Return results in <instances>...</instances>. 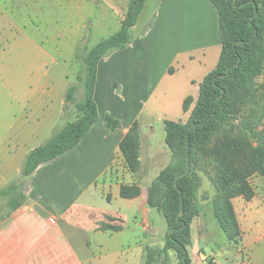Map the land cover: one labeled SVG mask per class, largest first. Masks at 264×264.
I'll return each mask as SVG.
<instances>
[{
	"label": "crops",
	"instance_id": "0c3cea01",
	"mask_svg": "<svg viewBox=\"0 0 264 264\" xmlns=\"http://www.w3.org/2000/svg\"><path fill=\"white\" fill-rule=\"evenodd\" d=\"M148 1L131 30L130 43L98 64L96 123L75 148L41 164L25 178L21 171L27 155L73 121L71 118H77L73 106L67 114L63 107L66 90L79 72L70 76L60 71L56 77L59 63L50 58L49 64H36L43 73L26 79L36 83L32 91L6 94L7 104L0 109V191L22 178L20 191L25 200L0 218V264H133L130 253L134 248L124 249L127 233L141 227L143 241L156 242L158 211L148 205L147 194L152 181L171 161L165 122L186 121L184 100L197 99L200 82L215 68L221 47L218 17L208 0H153V9H147ZM65 2L70 8L75 0ZM77 2L79 13L86 15V1ZM10 3L0 0V30L11 28ZM35 5L37 0L27 5L30 14L27 11L23 19L46 17ZM68 29L74 50L83 38L85 21L81 18L79 26L69 24ZM65 36L58 22L51 40H59L57 50H63L61 38L65 40ZM5 49L2 45L1 50ZM79 95L82 90L80 93L78 87L76 101ZM106 116L116 119L119 127L107 128ZM134 124L139 141L137 173L129 171L120 150ZM255 181L250 183L254 192L250 200L237 197L232 201L241 236L235 259L226 257L228 263L264 264V177L258 175ZM123 186L138 188L139 195L123 198ZM125 211L132 213V223L125 224ZM109 224L118 229L102 228ZM136 248L140 261L145 247Z\"/></svg>",
	"mask_w": 264,
	"mask_h": 264
},
{
	"label": "trees",
	"instance_id": "16d2710c",
	"mask_svg": "<svg viewBox=\"0 0 264 264\" xmlns=\"http://www.w3.org/2000/svg\"><path fill=\"white\" fill-rule=\"evenodd\" d=\"M208 1L218 17L220 56L215 68L200 82L197 99L190 96L184 100L183 111L188 113L186 121L165 122V143L171 151V161L152 181L147 194L148 205L165 220V241L158 250L143 249L144 264H167L170 251L176 254L178 264H191L188 253L190 226L200 213V207L195 203L197 179L191 166L195 152L202 151L212 157L210 161L214 163L218 191L212 212L230 244L238 246L241 236L230 199L250 200L254 192L249 179L254 175L264 177V147L253 145L259 133L264 135V0ZM146 2L129 0L116 33L90 49L78 48L76 57L82 64L77 75L79 85H71L66 90L63 107L67 114L73 106L77 118L27 155L22 177L30 176L41 164L75 148L96 123L98 111L94 89L98 64L109 53L124 49L130 43L131 30ZM259 77H263L260 84L256 81ZM78 86L82 90L80 101L75 100ZM249 102L257 108L256 121L262 123L263 129L256 132L244 121L241 125L247 135L228 136L225 128L239 118L242 107ZM105 124L111 130L119 127V122L111 116L105 117ZM220 135L224 137L219 139ZM120 150L129 171L137 173L140 165L137 124L129 129L120 143ZM188 161L190 169L186 173ZM177 176H180L178 180ZM138 195L136 187H121L123 198ZM3 197H12L11 210L17 209L25 200L16 183L0 191V198ZM102 228L118 229L110 225Z\"/></svg>",
	"mask_w": 264,
	"mask_h": 264
},
{
	"label": "rangeland",
	"instance_id": "374dc122",
	"mask_svg": "<svg viewBox=\"0 0 264 264\" xmlns=\"http://www.w3.org/2000/svg\"><path fill=\"white\" fill-rule=\"evenodd\" d=\"M77 1L80 0H75L69 8L65 0H37V5L35 6L43 10L46 17L39 19V16L36 19L27 20L26 18L23 19L22 16H26L27 11L30 14L27 5L33 2V0H11L10 6L7 8V15L12 18L9 21L12 23L11 28L4 27L0 30V32L4 30L3 34L0 35V78L3 80L0 82V109H3V106L7 104L5 97L9 92L19 95L21 92H30L35 88L36 83L26 79L43 73V69L40 70L38 65L36 67V64L42 61H46L49 64L50 58L57 60L59 64L55 67L56 77H60L61 72H67L70 76L80 72L82 64L76 57L78 48L82 49L81 46H85L90 49L101 40L116 33L119 30L120 20L129 2V0H83L86 1L87 7V14L84 15L83 11L82 14L79 13L77 8L79 2ZM153 2V0L148 1L147 9L155 8ZM76 13H79V15ZM81 18L85 21L86 29L81 30L83 38L77 48L71 50L72 35L68 34V27L69 24L79 26ZM58 22L62 31L66 33L65 40L61 38L62 46H64L63 50H57L55 47L56 44L60 45L58 39H55L54 42L51 41L55 35ZM38 42L40 46L36 48L35 46ZM2 45L6 48L5 50H1ZM52 68L53 66L50 65L49 71H52ZM256 81L258 84L262 83L263 77L257 78ZM72 82L74 83L73 85H79L77 80L76 82ZM78 87L81 93V88L80 86ZM80 100H82V96ZM256 111L257 108L252 102L244 105L238 116L239 118L232 121L225 128L226 134L232 137L247 135V132L241 125L244 121L248 122L254 131L260 132L263 129V125L262 123H257ZM74 119L71 118V120ZM58 129L60 128H57L55 131H58ZM223 137L224 135H220L219 139ZM215 144L219 145L218 143ZM253 145L256 146V142ZM211 158L202 151L195 152L191 165L197 179L195 203L200 207L202 213L198 218L193 220L190 226L191 246L188 247L189 258L191 264H213L214 259L217 261L216 264H237L236 260L234 262H227L226 257L235 259L236 246L227 241L213 214H211L213 200L218 197L217 185L215 183L216 172L214 163L210 161ZM257 177L258 175L253 176L249 179V182L252 185L253 183L255 184ZM14 183L17 184L18 191H20L22 178L15 179L12 184ZM11 198H0V215L11 208ZM230 201L232 204L233 199H230ZM125 213V224L132 223L134 221L132 213L130 211H125ZM155 214L154 228L157 239L154 244L143 241V229L141 227L134 233H127L128 237L124 241V249L127 252L128 247L134 248L133 253H130L134 257V260L132 258L133 264H144L143 254L140 261L137 260L136 245H141L145 248L149 245L157 250L163 247L166 224L162 214L158 212ZM140 217L135 222L136 225L139 224ZM109 221L112 220L109 219ZM109 221L105 223H109ZM112 226L118 227L117 225ZM167 264H178V259L174 252H168Z\"/></svg>",
	"mask_w": 264,
	"mask_h": 264
},
{
	"label": "water",
	"instance_id": "95a60500",
	"mask_svg": "<svg viewBox=\"0 0 264 264\" xmlns=\"http://www.w3.org/2000/svg\"><path fill=\"white\" fill-rule=\"evenodd\" d=\"M255 142H256V144L261 145L262 147H264V135L262 133H259L257 135V137H256ZM189 169H190V165H189V161H188L186 173L189 172ZM179 177L180 176H177L176 180H178Z\"/></svg>",
	"mask_w": 264,
	"mask_h": 264
},
{
	"label": "built area",
	"instance_id": "2783aa9c",
	"mask_svg": "<svg viewBox=\"0 0 264 264\" xmlns=\"http://www.w3.org/2000/svg\"><path fill=\"white\" fill-rule=\"evenodd\" d=\"M49 221H50L51 223H53V219H50Z\"/></svg>",
	"mask_w": 264,
	"mask_h": 264
}]
</instances>
